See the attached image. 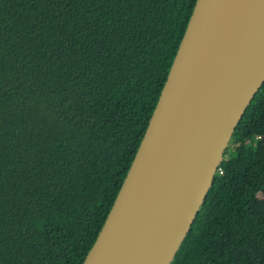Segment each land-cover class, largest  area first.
Instances as JSON below:
<instances>
[{"label": "trees", "instance_id": "trees-1", "mask_svg": "<svg viewBox=\"0 0 264 264\" xmlns=\"http://www.w3.org/2000/svg\"><path fill=\"white\" fill-rule=\"evenodd\" d=\"M196 0H0V264H82ZM172 264H264V83Z\"/></svg>", "mask_w": 264, "mask_h": 264}, {"label": "water", "instance_id": "water-1", "mask_svg": "<svg viewBox=\"0 0 264 264\" xmlns=\"http://www.w3.org/2000/svg\"><path fill=\"white\" fill-rule=\"evenodd\" d=\"M264 83V0H196L127 175L82 264H172Z\"/></svg>", "mask_w": 264, "mask_h": 264}]
</instances>
